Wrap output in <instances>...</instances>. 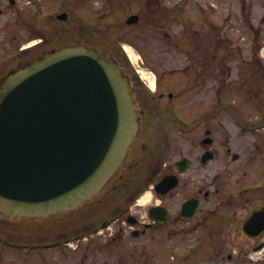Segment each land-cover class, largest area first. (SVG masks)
I'll return each instance as SVG.
<instances>
[{"label": "flooded vegetation", "instance_id": "flooded-vegetation-1", "mask_svg": "<svg viewBox=\"0 0 264 264\" xmlns=\"http://www.w3.org/2000/svg\"><path fill=\"white\" fill-rule=\"evenodd\" d=\"M16 1L8 0V7ZM144 1V10H152L153 14H159L158 20L165 21L154 22L151 17L149 23L153 27L170 28L178 26L176 20H182L180 23L186 29L182 42L195 44L202 40L197 22L185 18V13L190 11L197 9L203 25L216 30V24L207 16L206 10L185 7L189 0ZM17 13L13 12V23L9 16L0 23V80L8 71L46 49L47 39L29 24L30 19H22ZM190 30L194 35H188ZM36 36L39 40L27 43ZM189 36L194 37L189 39ZM163 37L171 39L167 33ZM211 38L206 39L209 44L216 42ZM182 42L180 45L183 46ZM187 55L196 63L200 59L190 55V48ZM185 70L188 68L155 76L153 94L143 93L144 84L140 82L143 88H138L135 79L131 78L143 109V119L140 135L119 177L103 192L99 201L60 217H50L47 222L38 224L0 217V264H20L3 262V256L11 250H19L24 255L36 250L9 246L13 232L33 235L34 239L42 233L50 234L55 243L61 242L65 246L47 248L46 251L54 250L55 254L63 255L66 264H143L144 258H147L146 264L153 258H158L157 264L248 262L252 258L264 264V169L259 181L253 183L254 187L247 189L240 186L247 180L246 170L235 168L219 172L208 166L219 156V143L213 134L218 107L211 102L203 114L194 110V119L183 118L191 112L187 113L184 107L176 108L173 101L181 98L178 88L184 80ZM179 78L180 83L171 87V82ZM259 86L261 94V78ZM146 96H150V100L155 97L170 99L172 103L159 102L158 105L166 110L158 105L151 107ZM160 110L165 113L156 115ZM174 111L182 114L176 115ZM204 122L209 124L202 126L199 134H192ZM171 124L182 134H170ZM223 154L225 152L221 153L222 157ZM226 154L231 156L232 162L238 160L233 159L235 153L229 148ZM233 174H241L242 180L240 177L234 182ZM161 181L163 183L156 189ZM145 192L150 198L142 212L138 199ZM103 210L105 213L98 216ZM32 227L34 229H30ZM47 228L51 230L43 232ZM19 242L42 244L39 240L19 239ZM37 255L40 261L47 259L43 253L41 257V252Z\"/></svg>", "mask_w": 264, "mask_h": 264}, {"label": "rangeland", "instance_id": "rangeland-1", "mask_svg": "<svg viewBox=\"0 0 264 264\" xmlns=\"http://www.w3.org/2000/svg\"><path fill=\"white\" fill-rule=\"evenodd\" d=\"M8 5V0H0V23L8 16L9 21L13 23V12L18 11L22 19H30L29 24L47 39L46 44L43 43L44 48L55 47L65 42L75 43L79 39L90 45L108 47L124 64L131 78L135 79L138 88L142 85L135 69L145 73L149 81L153 75L159 77L164 72L171 73L172 70L181 71L188 68L182 75L184 80L178 88L182 93L181 98L173 101L176 108L184 107L187 113L193 109H200L203 112L208 109L211 102L217 104V107L221 102L232 107L226 110L218 107L213 134L220 144L217 145L219 156L208 166L217 168L219 172L235 168L246 170L247 180L240 185L243 187H252L253 183L259 181L261 178L259 170L264 169L261 164L263 158L261 156H264V124L258 127L254 125L264 120V0H189L185 7H201L216 24V30L206 28L203 20L199 19L197 9L190 11L194 14L185 13V18L192 19L193 23L197 22L196 28L202 37L201 43L195 44L182 42V35H185L186 31L184 25L180 23L182 20H176L178 26L172 25L165 29H157L150 25L149 19L152 17L156 20L159 15L153 14L152 10L149 12L144 10V0H17L11 8ZM61 12H66L69 16L64 22L56 19V14ZM131 14L141 17L135 25L125 23ZM165 33L170 34L171 39H165L163 37ZM25 35L28 36V33ZM188 35H194L193 30L188 31ZM193 37L189 36V39ZM205 37L206 39L212 37L211 39L216 42L209 44ZM39 38L33 37L27 43ZM123 45L133 48L136 55L134 66L125 54ZM207 46L209 51H205ZM189 48L194 56H199L197 63L195 60L191 61L187 55ZM211 56H214V60ZM259 78L261 94L257 93ZM179 83L180 78L170 85L176 87ZM143 89V93L151 92L149 87L145 86ZM149 98L151 97L146 96L151 107L157 106L159 102L172 103L170 99ZM158 108L166 110L161 105H158ZM163 110L157 111L156 115L164 114ZM174 112L182 114L181 111ZM183 118L190 120L192 116L185 115ZM241 118L245 125L241 124ZM206 124L209 122L202 123L192 134H199L202 126ZM251 126L255 128L252 129ZM169 132L172 135L182 134L172 124ZM227 148L239 155L238 161L232 162L231 156L226 154ZM224 152L222 157L221 153ZM232 177L234 181L240 178L241 174H233ZM147 204L149 200L142 204V212ZM104 213L103 210L98 216ZM49 236L50 234L42 233L34 239L33 235L13 232L11 238L42 241L49 240ZM40 251L41 257L43 253L47 259L42 258L40 261L37 255ZM54 255L57 256L56 259ZM65 260L63 255L55 254L54 250L43 249L34 250L30 255H24L19 250H11L3 256L5 263L20 264H66ZM149 261L150 264H157L158 258ZM146 263L147 258H144L143 264Z\"/></svg>", "mask_w": 264, "mask_h": 264}, {"label": "water", "instance_id": "water-1", "mask_svg": "<svg viewBox=\"0 0 264 264\" xmlns=\"http://www.w3.org/2000/svg\"><path fill=\"white\" fill-rule=\"evenodd\" d=\"M141 115L106 50L65 45L9 71L0 80V217L40 222L99 201L131 155Z\"/></svg>", "mask_w": 264, "mask_h": 264}, {"label": "bare ground", "instance_id": "bare-ground-1", "mask_svg": "<svg viewBox=\"0 0 264 264\" xmlns=\"http://www.w3.org/2000/svg\"><path fill=\"white\" fill-rule=\"evenodd\" d=\"M123 49H124V51L126 52L127 56L130 58V60H131L132 62H135V61H136V55H135V52L133 51V49H132L130 46H128V45H124V46H123ZM140 72H141V71H140ZM141 75H142L143 77H146L145 73H142V72H141ZM149 82H150V85L153 87V86H154V81H153L152 78L149 79ZM149 198H150V194H149L148 192H145L144 194H142V195L139 197L138 202H139L140 204H144V203H146V202L149 200Z\"/></svg>", "mask_w": 264, "mask_h": 264}]
</instances>
